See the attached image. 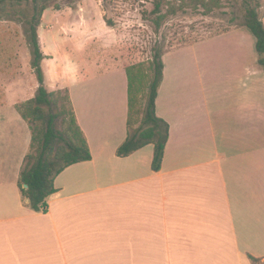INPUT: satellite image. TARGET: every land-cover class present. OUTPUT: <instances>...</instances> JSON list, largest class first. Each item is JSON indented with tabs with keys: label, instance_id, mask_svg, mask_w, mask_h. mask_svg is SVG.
<instances>
[{
	"label": "crops",
	"instance_id": "obj_1",
	"mask_svg": "<svg viewBox=\"0 0 264 264\" xmlns=\"http://www.w3.org/2000/svg\"><path fill=\"white\" fill-rule=\"evenodd\" d=\"M256 42L247 27L164 53L156 112L170 136L158 171L154 144L117 155L132 63L97 58L103 68L62 85L92 159L56 177L46 212L32 209L18 185L30 124L20 114L0 117V264L264 260V68Z\"/></svg>",
	"mask_w": 264,
	"mask_h": 264
},
{
	"label": "rangeland",
	"instance_id": "obj_2",
	"mask_svg": "<svg viewBox=\"0 0 264 264\" xmlns=\"http://www.w3.org/2000/svg\"><path fill=\"white\" fill-rule=\"evenodd\" d=\"M57 1L61 8L45 11L39 36L43 51L48 53L43 61L46 87L61 91L62 96L68 88L62 85L103 68L97 58L106 64L112 58L135 64L151 60L156 46L168 49L247 29L245 14L249 6H257L264 20V0H221V6L209 14L180 0H168L171 5L163 2L157 12V0ZM168 7L175 11L168 13ZM24 11V5L17 6L15 14L0 10V117H21L17 105L33 97L39 86L27 28L22 23V17L28 16ZM160 14L165 16L158 26ZM105 18L114 26H109ZM86 42H91L88 51L84 49ZM254 264H264V260Z\"/></svg>",
	"mask_w": 264,
	"mask_h": 264
},
{
	"label": "trees",
	"instance_id": "obj_3",
	"mask_svg": "<svg viewBox=\"0 0 264 264\" xmlns=\"http://www.w3.org/2000/svg\"><path fill=\"white\" fill-rule=\"evenodd\" d=\"M180 1L187 2L193 9L202 8L203 14L211 13L222 4L221 0ZM163 2L170 4L168 0H157L156 12ZM20 5H24V12L28 13L22 17V23L27 28V39L32 47V67L39 86L33 97L17 105L19 114L28 121L32 131L30 151L24 158L18 185L32 209L46 212L49 209L48 198L57 191L56 177L72 164L91 160L92 152L78 122L69 89L66 88L62 96L61 91H50L46 87L43 61L48 55L41 46L39 27L45 11L51 7L59 10L61 5L57 0H0V10L7 13L15 14ZM171 10L175 11L168 7V13ZM164 16H158V26ZM245 16V25L257 39L256 49L264 68V20L257 6L247 7ZM105 21L114 26L111 19L105 18ZM168 49L156 46L152 49L151 60L126 67L128 131L125 141L117 149L118 156L126 157L147 144H154L152 168L156 171L161 168L170 136L169 123L156 112L164 77L163 55ZM248 257L253 263L260 260L251 254Z\"/></svg>",
	"mask_w": 264,
	"mask_h": 264
},
{
	"label": "water",
	"instance_id": "obj_4",
	"mask_svg": "<svg viewBox=\"0 0 264 264\" xmlns=\"http://www.w3.org/2000/svg\"><path fill=\"white\" fill-rule=\"evenodd\" d=\"M28 185L26 184L25 187H27Z\"/></svg>",
	"mask_w": 264,
	"mask_h": 264
}]
</instances>
